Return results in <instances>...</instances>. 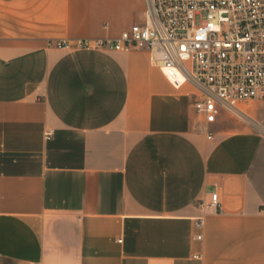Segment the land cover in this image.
Returning a JSON list of instances; mask_svg holds the SVG:
<instances>
[{
	"label": "crops",
	"instance_id": "0c3cea01",
	"mask_svg": "<svg viewBox=\"0 0 264 264\" xmlns=\"http://www.w3.org/2000/svg\"><path fill=\"white\" fill-rule=\"evenodd\" d=\"M146 7L0 0V264H264V102L207 125L147 51L55 46Z\"/></svg>",
	"mask_w": 264,
	"mask_h": 264
},
{
	"label": "built area",
	"instance_id": "2783aa9c",
	"mask_svg": "<svg viewBox=\"0 0 264 264\" xmlns=\"http://www.w3.org/2000/svg\"><path fill=\"white\" fill-rule=\"evenodd\" d=\"M144 20L116 39L57 41L60 49L144 50L177 89L194 90L207 125L222 113L263 128L242 108L264 102V0H146ZM209 140L214 134L207 129ZM51 136V132L47 133ZM209 207L219 210L218 193ZM203 220L197 221V227ZM199 239L202 237L199 236Z\"/></svg>",
	"mask_w": 264,
	"mask_h": 264
},
{
	"label": "rangeland",
	"instance_id": "374dc122",
	"mask_svg": "<svg viewBox=\"0 0 264 264\" xmlns=\"http://www.w3.org/2000/svg\"><path fill=\"white\" fill-rule=\"evenodd\" d=\"M259 104L261 105L260 102H259ZM262 110H263V106H261V107L258 108V111H259V112H262ZM234 120H235V119H234Z\"/></svg>",
	"mask_w": 264,
	"mask_h": 264
}]
</instances>
